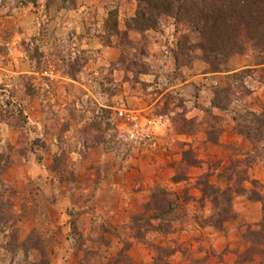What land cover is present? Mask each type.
<instances>
[{
  "label": "rangeland",
  "instance_id": "obj_1",
  "mask_svg": "<svg viewBox=\"0 0 264 264\" xmlns=\"http://www.w3.org/2000/svg\"><path fill=\"white\" fill-rule=\"evenodd\" d=\"M31 1L0 0V202L12 217L0 222V264H133L134 244L154 262L228 264L213 245L235 220L232 195L264 124L243 113L236 125L253 158H238L240 146H184L177 132L198 141L204 123L217 142L222 131V117L193 100L194 81L178 85L203 70L198 34L165 15L137 30L138 0ZM240 84L230 77L215 104L243 98ZM193 104L201 112L186 119ZM168 111L163 139L149 121ZM202 181L224 191L217 204L201 198ZM252 186L262 218L238 225L237 264H264V193Z\"/></svg>",
  "mask_w": 264,
  "mask_h": 264
},
{
  "label": "crops",
  "instance_id": "obj_2",
  "mask_svg": "<svg viewBox=\"0 0 264 264\" xmlns=\"http://www.w3.org/2000/svg\"><path fill=\"white\" fill-rule=\"evenodd\" d=\"M256 56L254 52L233 55L228 58L225 63V69L220 72H210L207 64L199 61L203 67L202 71L193 69L188 74L184 73V77H179L178 85L182 88H185V85L188 84L190 80L194 81L198 88L196 90L197 95L193 100L196 102V105L200 107H210L213 100V90L215 88L223 89L228 87L230 84V77L236 73L247 71L242 82L249 91L243 98H235L233 102L228 105L226 110L211 109V114L222 117V131L217 142H212L207 138L208 135L206 130L208 127L203 123L200 132H198L201 135L198 141L194 135L177 132L184 138L182 142L185 147L195 149L202 144H206L211 149H222V147L232 145L237 147L240 146V149H242V154L238 155V158L244 159L250 156V154H255L256 150H252L253 146L250 141L243 134L236 131V125L243 113L249 112L261 117H263L264 114V51L259 55L258 59ZM237 95L239 94L236 93V96ZM193 105L190 111H183V115L186 119L197 118L199 112H201L195 111V107L197 108V106L195 104ZM241 108L247 111H240ZM157 113H152L153 120L149 122L164 139V136H166L169 131L173 130L169 116L175 113L171 111L162 114ZM262 131L263 134L260 137L261 139L257 147L256 160L247 168V180L242 182L241 188H243L245 192L234 195L232 199V210L236 216L235 220L227 223L228 229L225 236H223L221 240H217L213 245L217 253H220V251L225 248L228 249V252L223 256V259L229 262L228 264H237L235 263L237 259L236 248L242 241V226L240 228L238 225L247 224L254 226L258 224L262 218L263 210L261 200L250 198L249 196L250 191L253 189V182L260 185V189H262L261 193H264V127ZM250 157L253 158L254 155ZM135 254L138 255L137 258L134 257ZM128 255L132 258L133 264H164V262H154L152 256L148 255V252L142 245H132L128 250ZM16 256L19 257L18 254ZM171 257H173V255L170 256V260L168 262L166 261V263L171 262Z\"/></svg>",
  "mask_w": 264,
  "mask_h": 264
},
{
  "label": "trees",
  "instance_id": "obj_3",
  "mask_svg": "<svg viewBox=\"0 0 264 264\" xmlns=\"http://www.w3.org/2000/svg\"><path fill=\"white\" fill-rule=\"evenodd\" d=\"M109 15L115 17L114 12H109ZM161 15L191 25L200 39L196 45L201 52L200 59L209 66L210 72L224 70L228 58L233 55H242L248 48L259 55L264 51V0H138L137 11L132 18L135 23L134 28L155 29L157 18ZM113 25L116 28V20L113 21ZM246 74L247 71H243L232 75L231 78L240 81V86L248 94L249 91L242 83ZM227 89L228 87L214 89L212 104L207 109L226 110L228 105L219 106L215 104V101H218V94L227 92ZM247 115L252 116L257 124H264V115L262 119L249 112ZM251 165L252 163L249 164ZM231 169H234L233 166ZM3 171L4 167L0 166V176ZM244 180H247L246 175L241 181ZM200 185L202 186L201 198L207 195L211 197L212 203L217 204L224 191L219 192L218 188L207 181H202ZM0 186H2L1 180ZM242 192L245 191L240 188L239 191L234 192V195ZM1 205L0 202V222H4L5 225L6 222L11 221L12 217H3ZM32 264H49V260L41 257Z\"/></svg>",
  "mask_w": 264,
  "mask_h": 264
},
{
  "label": "built area",
  "instance_id": "obj_4",
  "mask_svg": "<svg viewBox=\"0 0 264 264\" xmlns=\"http://www.w3.org/2000/svg\"><path fill=\"white\" fill-rule=\"evenodd\" d=\"M118 115L125 121H129V122H135L138 117V115L132 111H119Z\"/></svg>",
  "mask_w": 264,
  "mask_h": 264
}]
</instances>
